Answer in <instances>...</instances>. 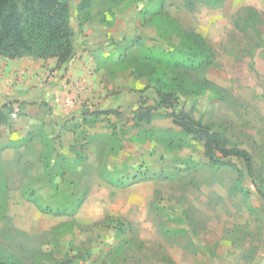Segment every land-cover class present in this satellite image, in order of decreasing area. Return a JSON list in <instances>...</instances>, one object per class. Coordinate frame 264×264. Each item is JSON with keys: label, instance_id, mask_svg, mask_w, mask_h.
Wrapping results in <instances>:
<instances>
[{"label": "rangeland", "instance_id": "1", "mask_svg": "<svg viewBox=\"0 0 264 264\" xmlns=\"http://www.w3.org/2000/svg\"><path fill=\"white\" fill-rule=\"evenodd\" d=\"M68 2L74 23L102 18L107 41L132 42L123 62L178 46L162 19L141 26L147 0ZM164 10L213 51L209 66L185 71L186 85L205 91L177 94L176 108L247 154L251 170L236 158L210 162L162 112L140 127L106 119L69 139L54 131L21 164L0 162V260L264 264V0H165Z\"/></svg>", "mask_w": 264, "mask_h": 264}, {"label": "crops", "instance_id": "2", "mask_svg": "<svg viewBox=\"0 0 264 264\" xmlns=\"http://www.w3.org/2000/svg\"><path fill=\"white\" fill-rule=\"evenodd\" d=\"M73 14L69 5L75 53L66 65L57 67L53 58L0 56V112L9 104L20 108L17 118L0 124V162L11 157L21 164L27 146L40 148L37 140L53 138L54 131L69 139L106 119L132 126L134 111L153 103L147 78L134 74L132 62H123L125 42L107 41L112 33L102 18L80 17L74 23Z\"/></svg>", "mask_w": 264, "mask_h": 264}, {"label": "trees", "instance_id": "3", "mask_svg": "<svg viewBox=\"0 0 264 264\" xmlns=\"http://www.w3.org/2000/svg\"><path fill=\"white\" fill-rule=\"evenodd\" d=\"M202 1L209 5H219L222 0ZM147 4L150 6L139 12L141 26L148 25L155 17L162 19L172 30L170 31L174 32L178 46L160 51L147 49L132 62L134 74L147 78L154 97L151 105L144 103L134 111L131 127L150 125L155 113L162 112L160 114L170 117L171 123L178 126L184 135H191L194 140L202 142L204 154L210 162L236 158L242 161L249 172L251 163L247 154L224 148L217 132L194 120L183 109L176 108L177 94L194 95L205 91L204 87L199 89L196 84L188 87L185 83V77H188L185 71L209 66L213 57L212 48L201 34L185 29L177 20L167 15L164 10L165 0H147ZM78 10H81L80 6ZM158 36L163 38L161 34ZM129 45L132 42L125 41V48ZM74 50L68 0H0V56L9 59L26 55L40 59L53 58L56 66L60 67L72 59ZM204 82L207 83L206 80ZM11 110L12 107L8 114L0 112V124L10 118ZM217 154H221V157ZM223 162L234 164L232 161ZM132 180L135 181V177ZM39 210L45 213L50 211L48 207ZM0 264L20 263L0 260Z\"/></svg>", "mask_w": 264, "mask_h": 264}, {"label": "built area", "instance_id": "4", "mask_svg": "<svg viewBox=\"0 0 264 264\" xmlns=\"http://www.w3.org/2000/svg\"><path fill=\"white\" fill-rule=\"evenodd\" d=\"M20 114V108L18 105H15V106H12V110H11V113H10V118L11 119H15L19 116Z\"/></svg>", "mask_w": 264, "mask_h": 264}]
</instances>
